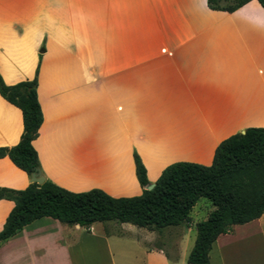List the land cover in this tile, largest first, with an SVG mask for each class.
Listing matches in <instances>:
<instances>
[{
    "label": "crops",
    "instance_id": "obj_1",
    "mask_svg": "<svg viewBox=\"0 0 264 264\" xmlns=\"http://www.w3.org/2000/svg\"><path fill=\"white\" fill-rule=\"evenodd\" d=\"M84 4L93 6L90 39L81 13L60 11ZM36 70L40 175L73 193L138 196L133 152L152 184L167 166H209L220 142L264 128V9L257 0L231 13L206 0H0L1 79L11 86ZM22 129L21 111L0 96V148L15 146ZM29 184L0 158V188ZM12 208L0 200V230ZM191 227L44 217L0 243V264H187ZM166 229L169 251L145 247ZM208 260L264 264V214L219 235Z\"/></svg>",
    "mask_w": 264,
    "mask_h": 264
},
{
    "label": "trees",
    "instance_id": "obj_2",
    "mask_svg": "<svg viewBox=\"0 0 264 264\" xmlns=\"http://www.w3.org/2000/svg\"><path fill=\"white\" fill-rule=\"evenodd\" d=\"M206 1L210 10L231 13L251 0ZM257 2L264 9V0ZM37 74L38 70L32 80L11 86L0 77V96L21 111L23 124L19 142L0 148V158L7 157L29 178L41 171L32 146L43 122ZM132 157L142 189L134 197L113 198L99 189L73 193L48 180L41 185L30 183L19 191L0 188V200L13 202L0 230V243L44 217L80 227L117 222L161 232L188 224L192 208L204 198L214 209L195 225L196 237L187 264H209L208 253L219 235L264 214V128H247L220 142L209 166L185 162L167 166L151 190L145 189L150 183L140 157L136 152Z\"/></svg>",
    "mask_w": 264,
    "mask_h": 264
},
{
    "label": "rangeland",
    "instance_id": "obj_3",
    "mask_svg": "<svg viewBox=\"0 0 264 264\" xmlns=\"http://www.w3.org/2000/svg\"><path fill=\"white\" fill-rule=\"evenodd\" d=\"M92 5L91 4H84L82 6H75V5H68V6H61V12H66L69 15L75 16V14H82L83 20H84V34L86 37L90 39L91 36V14H92ZM84 61L87 64H90L93 61L92 53L90 50L85 49L84 50ZM213 206L211 203L204 199L200 198L196 202L195 206L192 208L190 212V219H191V232L190 237L193 239L195 235V225L199 222L204 221L208 214L213 210ZM174 234L171 231V229H166L159 235L158 237L150 244L145 247L147 249H156L159 250V247H162L165 252L170 250L168 242H171L173 240Z\"/></svg>",
    "mask_w": 264,
    "mask_h": 264
},
{
    "label": "water",
    "instance_id": "obj_4",
    "mask_svg": "<svg viewBox=\"0 0 264 264\" xmlns=\"http://www.w3.org/2000/svg\"><path fill=\"white\" fill-rule=\"evenodd\" d=\"M44 181H45V179L43 178V176L40 175V172L32 174V176L30 178V183H35L38 185H41ZM153 187H154V183L149 184L145 189L151 190Z\"/></svg>",
    "mask_w": 264,
    "mask_h": 264
}]
</instances>
